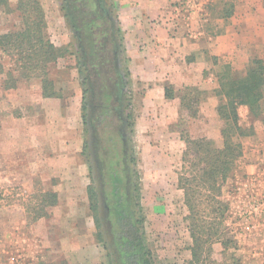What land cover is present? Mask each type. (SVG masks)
<instances>
[{
  "label": "rangeland",
  "instance_id": "374dc122",
  "mask_svg": "<svg viewBox=\"0 0 264 264\" xmlns=\"http://www.w3.org/2000/svg\"><path fill=\"white\" fill-rule=\"evenodd\" d=\"M37 1L45 20L44 38L60 49V55L44 69H23L15 49L0 48V264H110L105 224L97 229L88 209L90 186L98 193L100 214L105 213L100 190L108 186L99 179L105 159L97 153L99 146L105 148L108 163L120 150L134 158V164L129 157L125 161L132 181L130 195L142 216L140 231L153 263L190 264L187 210L177 187L184 148L178 130L184 126L191 135L203 132L221 145L216 107L223 97L217 93L216 75L230 64L233 76L239 77L250 60H264V0L168 1L179 14L173 17L172 32L163 33L196 40L200 47L192 55L181 54L180 61L198 58L205 66L196 85L170 83L175 90L195 86L201 92L198 115L192 118L179 117L178 97L163 100L154 93L144 98L148 84L138 78L130 57L137 46L146 45L148 34L145 16L130 8L139 6L140 0H100L109 13L116 53L112 59L110 54L99 57L107 60L103 66L92 65L99 74L92 71L89 59L88 82L83 81L86 72L63 0ZM16 3L8 0L7 6L0 5L1 33L24 26ZM227 12L230 15L225 16ZM161 21L153 18L148 23ZM96 23L99 29L92 37L98 43L103 21ZM220 35L223 54L215 55L210 46ZM118 76L119 108L103 113ZM42 77L51 81L48 92L54 95H42ZM109 98V107L111 102L115 105ZM239 115L250 124L245 109ZM242 145V155L222 187L228 202L225 225L232 241L228 248L214 242L212 258L222 264H264V125L257 124ZM50 191L56 194L55 204Z\"/></svg>",
  "mask_w": 264,
  "mask_h": 264
},
{
  "label": "trees",
  "instance_id": "16d2710c",
  "mask_svg": "<svg viewBox=\"0 0 264 264\" xmlns=\"http://www.w3.org/2000/svg\"><path fill=\"white\" fill-rule=\"evenodd\" d=\"M2 4L7 6L8 0H0V5ZM15 8L24 19V26L19 30L0 32V48L3 51L15 49L20 55L18 59L23 69L31 66L44 69L47 63L57 60L60 49L44 38L43 10L37 0H17ZM224 15L228 16L230 12ZM210 58L215 59V56ZM222 69L216 75L217 93L223 97L222 103L216 107L221 121V145L217 146L203 132L191 135L184 126L178 130L184 148L177 174V187L183 192V204L187 210V229L191 237L190 264H222L212 258L214 242L228 248L232 241L225 225L228 202L223 196L222 187L227 182L235 161L242 155V139L253 135L257 124L264 125V60H250L245 72L239 77L233 76L230 64ZM83 81L88 82L89 79L84 77ZM41 83L42 95L55 94L48 92L51 84L48 78L42 77ZM200 93L195 86H183L175 90L170 83L164 85L166 99H179V117H197ZM109 95L106 96L103 113L114 112L119 108L120 101L117 105L113 98L115 105L111 102L109 107ZM241 109L248 112L250 124L246 125L241 120ZM127 117L131 118L130 115ZM103 148L99 146L98 153L105 157L100 162L99 179L102 185L108 186V189L100 190V197L105 205L104 215L99 212V196L93 187L87 188V197L95 227L100 229L105 224L112 256L110 264H154L141 235L142 216L139 209H135L134 196L130 195L132 181L125 161L129 157V162L134 164V158L132 155L128 156L122 146L123 151L120 150L116 158L108 163L107 152ZM133 189L136 190L137 186ZM49 198L52 204L56 203L55 192L50 191Z\"/></svg>",
  "mask_w": 264,
  "mask_h": 264
},
{
  "label": "crops",
  "instance_id": "0c3cea01",
  "mask_svg": "<svg viewBox=\"0 0 264 264\" xmlns=\"http://www.w3.org/2000/svg\"><path fill=\"white\" fill-rule=\"evenodd\" d=\"M169 0H140L139 6L130 8L136 14L145 16L144 25L148 28L145 35L146 45L138 47L130 54L132 63L140 80L148 84L149 89L144 92V98L157 93L164 100L165 81L175 85L200 83L203 79L204 62L198 58L191 61H180V55H192L191 53L199 48L196 40L180 37L178 34L165 35L163 32H172L173 17L179 14V8L170 7ZM153 18L161 19V23H148ZM134 27V25H133ZM135 27L139 26L135 24ZM141 27V26H140ZM182 38V39H180ZM183 43V45H181ZM143 49V50H142ZM210 50L215 55L223 54V35L215 37ZM163 57V58H162ZM150 67L151 71L142 70L143 67ZM134 72V71H133ZM147 87V88H148Z\"/></svg>",
  "mask_w": 264,
  "mask_h": 264
},
{
  "label": "flooded vegetation",
  "instance_id": "af4514ba",
  "mask_svg": "<svg viewBox=\"0 0 264 264\" xmlns=\"http://www.w3.org/2000/svg\"><path fill=\"white\" fill-rule=\"evenodd\" d=\"M63 4L65 17L69 22L76 45L78 46L79 54L82 57L81 62L86 72L85 77L90 79L91 74L90 76L87 75L90 71L89 59H93V62H91L92 71L95 74H99L98 71H94L95 69H93L92 65H96V67L99 65L103 66L107 60L99 59V57H103L104 54H108L109 56L110 54V58L112 59L116 53L113 49L114 41L112 38V25L109 13L104 10L103 3H101L100 0H63ZM81 16L85 19L84 21L80 19ZM96 19H102L103 21V26L100 30L102 38L98 43H96V40L92 37V35H95L94 33L97 32L98 28ZM80 20H82V23H80ZM103 49L105 52L103 54L99 53L102 52ZM113 66H116V63ZM112 73L116 75L117 70L113 69ZM118 75L120 74L118 73ZM114 81L115 83L112 86L110 95L116 100L118 105L122 90L120 76L116 77Z\"/></svg>",
  "mask_w": 264,
  "mask_h": 264
}]
</instances>
